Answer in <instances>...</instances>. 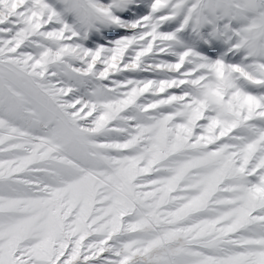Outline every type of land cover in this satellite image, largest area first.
<instances>
[{
	"label": "snow or ice",
	"instance_id": "snow-or-ice-1",
	"mask_svg": "<svg viewBox=\"0 0 264 264\" xmlns=\"http://www.w3.org/2000/svg\"><path fill=\"white\" fill-rule=\"evenodd\" d=\"M0 264H264V0H0Z\"/></svg>",
	"mask_w": 264,
	"mask_h": 264
}]
</instances>
